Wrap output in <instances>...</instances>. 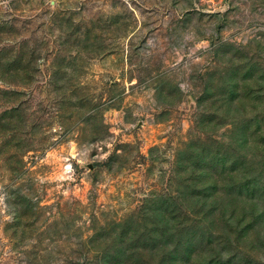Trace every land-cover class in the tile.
I'll use <instances>...</instances> for the list:
<instances>
[{
  "label": "rangeland",
  "instance_id": "rangeland-1",
  "mask_svg": "<svg viewBox=\"0 0 264 264\" xmlns=\"http://www.w3.org/2000/svg\"><path fill=\"white\" fill-rule=\"evenodd\" d=\"M0 264H264V0H0Z\"/></svg>",
  "mask_w": 264,
  "mask_h": 264
}]
</instances>
